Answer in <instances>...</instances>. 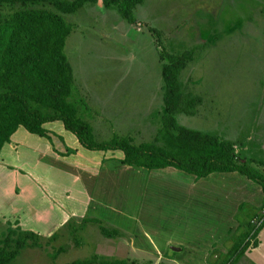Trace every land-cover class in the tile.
<instances>
[{"label": "rangeland", "instance_id": "374dc122", "mask_svg": "<svg viewBox=\"0 0 264 264\" xmlns=\"http://www.w3.org/2000/svg\"><path fill=\"white\" fill-rule=\"evenodd\" d=\"M65 18L72 28L65 51L76 95L92 108L97 140L129 134L136 143L152 140L164 109V62L186 52L181 88L201 102L195 114H179L178 122L235 142L237 152L264 167V0H144L130 18L98 0ZM62 126L45 124L50 137L41 139L21 127L0 154V167L9 170L1 173L8 201L0 200V231L31 228L42 244L22 250L13 264H66L96 254L127 258L129 264H211L217 250L207 252L225 239L235 206L247 201L238 217L245 221L259 204L260 185L239 173L196 180L174 168L128 166L120 163V151L89 153ZM253 161L247 164L255 167ZM22 168L43 197L33 206L36 225H30L31 207L23 210L26 217L9 218L15 201L10 204L6 190ZM73 200H82L83 207L71 205ZM62 201L69 202L67 215L59 211ZM53 205L58 213L49 227ZM87 217L119 229L122 238L104 237L93 222L82 228ZM230 239L225 243L233 244ZM59 247L65 250L55 257Z\"/></svg>", "mask_w": 264, "mask_h": 264}, {"label": "trees", "instance_id": "16d2710c", "mask_svg": "<svg viewBox=\"0 0 264 264\" xmlns=\"http://www.w3.org/2000/svg\"><path fill=\"white\" fill-rule=\"evenodd\" d=\"M143 1L104 0V4L130 18ZM96 2L98 0H0V154L19 128L49 138L44 125L59 121L77 138L81 147L93 152H122L121 164L148 170L172 167L192 174L196 179L216 172H237L258 183L264 195V175L254 166L240 162L235 142L178 122L179 114H195L201 102L198 96L185 93L181 88L180 73L189 56L186 52L170 54L164 62V109L160 111L161 123L152 140L136 143L130 134L113 135L103 141L96 139L90 122L95 115L84 97L82 103L77 98L79 87L65 51L72 31L65 16L77 12L87 3ZM5 5L14 9L6 12ZM245 206V203L241 204L240 210ZM259 213L253 214L246 224L239 219L242 222L229 251L212 253L211 264H238L251 245L259 243L264 220L256 229L251 223L253 218L260 217ZM82 222V228L88 222L97 224L106 238L120 237L118 229L104 226L100 219L87 217ZM19 227L0 231V264H13L22 250L42 246L40 235ZM64 250L59 247L54 256ZM129 263L127 258L96 254L93 258L76 259L66 264Z\"/></svg>", "mask_w": 264, "mask_h": 264}, {"label": "crops", "instance_id": "0c3cea01", "mask_svg": "<svg viewBox=\"0 0 264 264\" xmlns=\"http://www.w3.org/2000/svg\"><path fill=\"white\" fill-rule=\"evenodd\" d=\"M64 127L62 126V129ZM37 138H40L39 136H37ZM44 138V137H43ZM37 140V139H36ZM15 142V140H13ZM49 148V147H48ZM38 152V151H37ZM237 152V150H236ZM39 153V152H38ZM89 153H96V154H101V156H105V154L107 152H89ZM239 155H240V162L244 163L246 162L247 163V160L250 159V160H254V157H249L245 152L241 153V152H237ZM262 159V158H261ZM254 162H257V161H253L252 163L255 164V167H260V169L264 170V167H261L259 166L258 164L256 165V163ZM167 168H172V167H167ZM107 169V168H106ZM175 169V168H174ZM9 170H6L5 168L0 167V200L3 201V203L5 201H8L7 200V197H5L6 194H4V191H3V186L7 185V181L5 180L6 178L4 176H2L1 173L3 174H7ZM22 171H27V169H21V171H15L13 173V176H12V181H13V187L11 189H8L6 190V192H8L10 190V204H11V201H15L14 202V205H10L11 207L10 208V215H9V218L11 220H15V217H20V215L22 216H25V213L23 212V210L25 208H28L31 207L28 212L32 214V220H31V223L30 225H36L38 224V219L39 217L37 216V212L35 211L36 208L33 207L35 205V203H38V202H42V193L39 189V184L36 183L34 180L30 179L29 176H25V173L26 172H22ZM151 171V170H150ZM30 171H28L29 173ZM42 172L44 173V179H46V174H47V168L45 170H42ZM21 173V174H20ZM24 173V174H23ZM237 173V172H235ZM264 175V171L262 173ZM242 175V174H241ZM244 176V175H243ZM14 177V178H13ZM246 177V176H245ZM247 178V177H246ZM23 179H26L28 181V183H23ZM249 179V178H248ZM196 180H199V179H196ZM251 180V179H250ZM253 181V180H252ZM3 182H5V184H3ZM19 182L21 183V186H18ZM197 181L195 182V185H196ZM14 187H15V190H14ZM18 189L17 193H16V189ZM13 189V190H12ZM84 189V187H83ZM86 190V189H85ZM1 194H4L3 197H1ZM256 199H259V204L258 205H255L256 207L253 208L252 212L249 213L250 216L244 221H239L238 217H239V214L242 210H240V205L245 203L247 205V201H244L242 203H238L236 206H235V209L233 211V213H231V217H230V225L228 226H225V229H224V232H223V235H225V239L221 242V244L219 245V243L217 244H212V248L209 249V251L207 252L208 254H210L211 252H213L214 250H217V251H220L221 253H227L230 249V247L232 246L229 245V244H226L225 242H227V240L229 238L230 239V242L232 241L233 237L237 234V229L239 227V225L241 224V222L244 224L248 223L249 219H251L252 215L253 214H256L257 211H261V208L264 206V195H263V190H262V187L260 186V188H258V192H257V198ZM63 203L59 204V211L60 212H63V214L66 212L65 215L68 214V205H69V202L67 203L66 201H62ZM75 202V204H74ZM24 205H23V204ZM71 205H74L76 206L77 209H80L83 207V201L82 200H73V203H71ZM221 205V204H219ZM254 205V204H253ZM54 206V205H53ZM56 206H54V208L52 209L53 211L51 212V208L47 214V217H48V221L50 222L54 217H56V213H58L57 211V207L55 208ZM72 207V206H71ZM39 211V210H38ZM28 212L26 214H28ZM28 216V215H27ZM3 215L0 216V220L3 219ZM26 217V216H25ZM14 218V219H12ZM9 219V220H10ZM18 219V218H17ZM47 219V218H46ZM54 222L51 221L50 224H49V227L51 226V224H53ZM219 225H220V220L219 222H217ZM31 228H29L28 230H30ZM117 229V228H116ZM119 230V229H118ZM119 238H122V237H118V238H115L116 240H118ZM124 238V237H123ZM112 241L114 240L113 238H110ZM124 240H126L124 238ZM128 240V238H127ZM258 241L259 243L257 245H251V247L245 252V254H243L241 256V258L239 259L238 261V264H264V230H262L258 236ZM132 243V242H131ZM233 243V242H231ZM226 244V246H225ZM135 247V244L133 246V248ZM181 250V249H180ZM178 250V251H180ZM159 251V250H157ZM174 251V250H173ZM136 252V251H135ZM158 253V252H156ZM160 253V252H159ZM209 264V263H208Z\"/></svg>", "mask_w": 264, "mask_h": 264}, {"label": "built area", "instance_id": "2783aa9c", "mask_svg": "<svg viewBox=\"0 0 264 264\" xmlns=\"http://www.w3.org/2000/svg\"><path fill=\"white\" fill-rule=\"evenodd\" d=\"M260 217H255V218H253L252 220H251V223H252V225L255 227V229L257 228V227H259L260 226V224L263 222V220H264V208H262L261 209V211H260Z\"/></svg>", "mask_w": 264, "mask_h": 264}, {"label": "water", "instance_id": "95a60500", "mask_svg": "<svg viewBox=\"0 0 264 264\" xmlns=\"http://www.w3.org/2000/svg\"><path fill=\"white\" fill-rule=\"evenodd\" d=\"M171 248H172V250H174V251H178V250H180L179 247L177 248V247H173V246H172Z\"/></svg>", "mask_w": 264, "mask_h": 264}]
</instances>
